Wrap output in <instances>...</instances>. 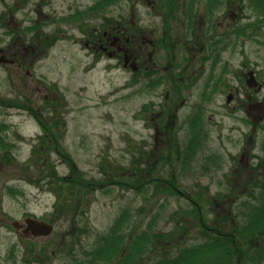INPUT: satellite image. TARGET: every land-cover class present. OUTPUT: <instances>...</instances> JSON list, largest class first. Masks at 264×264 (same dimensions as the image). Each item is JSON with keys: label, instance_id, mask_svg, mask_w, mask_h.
Returning <instances> with one entry per match:
<instances>
[{"label": "rangeland", "instance_id": "rangeland-1", "mask_svg": "<svg viewBox=\"0 0 264 264\" xmlns=\"http://www.w3.org/2000/svg\"><path fill=\"white\" fill-rule=\"evenodd\" d=\"M147 1L154 7L148 22L159 25L169 6L179 18H170L167 33L147 35L155 43L153 48L178 50L179 45L174 48L176 26L183 30L186 48L195 44L204 0ZM130 2L116 0L106 6L104 0H0V47H5L10 59L0 64V264H73L87 259L123 211L120 227L126 236L145 230L151 235L172 234L168 241H157L146 263L160 257L164 247L171 257L177 247L209 253L211 248H219L213 241L215 235L224 234L234 238L230 239L233 255L224 264H264L253 255L263 236L255 234L243 241L238 233L250 219L246 204H264V166L252 176L244 170H231L236 148L229 142L230 120L224 106L230 88L245 87L241 73L254 70L259 80L264 79V29L259 30L255 22L260 20L250 17V9L239 14L240 22L228 17V26L225 20L213 18V24L217 18L215 27L208 30L215 29L223 42L231 41L226 49L229 53H222L217 65L209 55L207 64L198 70L201 80L193 83L194 89L186 85V104L179 111V120L184 117L189 122L200 111L201 120L210 128L202 148L193 146L197 139L191 143L184 142L185 134L180 137L181 145L196 152L195 160L183 169L175 162L165 164L167 148L173 147L168 140L177 135L170 125L169 105L170 101L179 104L180 93L173 89L190 73L173 75L169 68L163 73L168 84L171 78L169 85L162 79L149 92H135L131 70L122 61L103 54L95 62L97 50L87 48L88 41L98 39L96 32L100 35L104 26H110L109 20L102 22L105 17L114 14L122 17V24L130 21ZM237 5L232 3V13ZM135 11L145 29L146 10L135 6ZM99 24L102 28L96 31ZM248 24L250 35L243 38ZM8 29L13 34L5 33ZM207 37L213 42L212 34ZM15 39L23 42L16 40L14 50H8L7 44ZM30 45L37 47L33 53ZM165 49L156 50L155 55L163 66L167 64ZM206 50H215L214 44ZM150 52L153 50H143L141 64L150 62ZM173 61L179 62V57L175 55ZM142 67L145 71V65ZM205 84L204 93L213 94L209 103L208 95L201 98ZM249 92L257 99L264 96V88ZM166 94L171 97L168 101ZM239 97L245 100L243 94ZM153 125L159 132L157 152L153 151ZM237 133L242 142L240 136L245 132ZM251 133L248 129V135ZM193 137L190 132L187 140ZM261 145L259 141L254 152L264 156ZM156 153L164 160L157 167L153 164ZM202 164H210V170H201ZM172 173L175 177L166 192L148 181L142 192L123 186L153 177L170 182ZM64 177L66 181L61 180ZM89 179H93L90 184ZM25 218L47 222L53 229L46 235L21 234L14 220L24 225ZM109 259L111 256L105 264H116Z\"/></svg>", "mask_w": 264, "mask_h": 264}, {"label": "flooded vegetation", "instance_id": "flooded-vegetation-1", "mask_svg": "<svg viewBox=\"0 0 264 264\" xmlns=\"http://www.w3.org/2000/svg\"><path fill=\"white\" fill-rule=\"evenodd\" d=\"M204 11V10H203ZM238 11H242L241 8H238ZM211 11L208 13V16H210ZM163 17V16H162ZM233 19V15H231ZM203 25L204 22L201 19L200 26H198L197 30V36H196V44L200 45L199 48L196 46L187 47V50H172L170 47L165 49L161 46L156 48L154 47V42L150 39L147 40V35L149 33H154L156 31V36L159 34V32L162 31V33H167V24L165 23L160 26L156 23H152L150 27L143 28V26L140 24V20L136 19L133 20L131 23L132 28V34L128 36V30L123 25H116L113 27L112 25L106 26V31L104 33V47H102V51L105 52L106 55H108L111 58L117 59V60H123L125 63V59L128 60V62H132V67L134 68V73H136L137 80L140 81L143 77H148L153 82V86L157 85L161 80L163 79L165 83H167V79H165L163 73L167 71V69H171V72H182L184 73H190L187 79H180L182 82H179L176 84V86L173 89V92L175 94L180 93L181 96L182 91H186V85H190L192 89H194V82H199L201 79L198 78L200 75L198 70L203 68L205 64L208 62L207 54L209 52L214 54L216 50H205L203 45L199 43L200 37L203 35ZM231 25V23H230ZM173 28V27H172ZM262 29H264V25L261 26ZM144 30V32H143ZM170 30V28H168ZM175 31V38L174 43L178 41V37L182 38V30L181 29H174ZM171 30V35H172ZM102 39L98 41V43H101ZM131 44V46H129ZM15 45H13L14 47ZM12 46L8 48V50H14ZM153 50V53L150 52L151 58L149 63L141 64V59H143V50ZM168 50L166 54V66H163V62L157 63L155 61V55L156 50ZM195 49V50H192ZM33 51V50H32ZM235 51V50H233ZM169 53V55H168ZM178 55L179 62H174L173 59L175 58V55ZM174 55V56H173ZM184 55V56H183ZM190 56L191 61L189 63L186 62V58ZM154 60H153V59ZM152 59V63H151ZM173 61V62H171ZM178 64V65H176ZM145 65V71L142 67ZM178 67V70L175 66ZM173 66V67H172ZM213 66V65H212ZM253 71V77H250V73ZM148 75V76H147ZM244 79L243 84L245 87L243 89H240V85L235 88L229 89V105L226 106L228 113H229V141L233 144V146L237 147V150L234 153L233 160L243 166H249L251 161L253 160V155L251 153L252 148L257 144V135H261L264 133V96L261 99L255 98L249 91L254 90L253 93L260 92L262 88H264V79L259 80L258 74L254 70H249L247 74L241 73ZM159 78V79H158ZM208 78V77H207ZM171 79V78H170ZM170 79L169 84H170ZM168 84V83H167ZM168 84V85H169ZM250 86H256L254 89L250 88ZM207 88V84L203 85V88L201 90V98L204 97L205 89ZM188 91V90H187ZM243 94L245 97V100H241L239 95ZM207 100L210 102L212 97L209 94ZM167 97H165L168 101L171 97L170 94H166ZM173 99V98H172ZM185 100L181 99L180 105L184 104ZM238 103V104H236ZM175 104H178V102L170 101L169 109L176 111L177 107ZM167 107V105L165 106ZM163 108V106H162ZM168 108V107H167ZM172 117H175L174 114L170 115ZM234 126H237L236 128ZM258 127V128H257ZM154 129L156 130V133H159L157 128L154 126ZM188 129V128H187ZM248 129H252V133L248 135ZM238 132L243 133L244 135H241L240 138L242 142L238 138ZM239 146V148H238ZM239 149V153H238ZM238 153V154H237Z\"/></svg>", "mask_w": 264, "mask_h": 264}, {"label": "trees", "instance_id": "trees-1", "mask_svg": "<svg viewBox=\"0 0 264 264\" xmlns=\"http://www.w3.org/2000/svg\"><path fill=\"white\" fill-rule=\"evenodd\" d=\"M168 157L170 158L169 155ZM73 169L75 170L74 167ZM147 169H149V167ZM61 180L66 181L67 178L64 177ZM92 180L93 179H89L87 183L90 184ZM147 181L153 184L157 190L166 192L168 188H171L169 186L172 185L173 180L172 177L170 182H167L165 179L161 181L156 178H151L149 180L127 182L124 183L123 186L125 188L136 189L137 191L142 192L144 184L147 183ZM74 182L76 183V181ZM251 207L252 211H255L254 216L247 222L246 227L239 230L240 239L245 238L244 233L247 232L250 234L249 238H254L255 234H257L256 236H262L264 234V204L251 205ZM121 214L120 217H124L125 211ZM120 217L118 216L111 229L104 237L100 238L97 245L88 255H86L88 258L74 261L73 264H105V259L107 260L108 256H111V259L114 260L116 264H224L228 261V258L233 255L231 252L233 247L232 243H230L231 238L221 234L218 236L216 235L213 238V241H216L219 248H211L209 253L206 251H200L199 249L188 251L186 248H179L176 254L173 257H170L166 255V250L163 249V254H161L160 257L146 263L147 253L152 251L151 248H157V240L162 239L168 241L171 239L172 234L159 233L158 235H151L152 233H147L146 230L138 232L132 235L133 237L131 238L130 245H128L124 253L121 254L124 236L120 235V223L123 219H120ZM117 246L119 247V250H116ZM206 246L208 247L210 244ZM256 253L259 254L260 252ZM236 264H238L237 261Z\"/></svg>", "mask_w": 264, "mask_h": 264}, {"label": "water", "instance_id": "water-1", "mask_svg": "<svg viewBox=\"0 0 264 264\" xmlns=\"http://www.w3.org/2000/svg\"><path fill=\"white\" fill-rule=\"evenodd\" d=\"M33 226H35L37 229L36 233L46 235L50 232L51 227L49 225L43 224V223H31Z\"/></svg>", "mask_w": 264, "mask_h": 264}]
</instances>
